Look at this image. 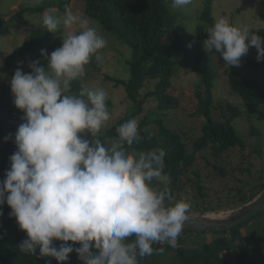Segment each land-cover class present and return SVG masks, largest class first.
Here are the masks:
<instances>
[{"label": "clouds", "instance_id": "9594fccd", "mask_svg": "<svg viewBox=\"0 0 264 264\" xmlns=\"http://www.w3.org/2000/svg\"><path fill=\"white\" fill-rule=\"evenodd\" d=\"M191 3L172 0V7ZM41 22L47 32L56 33L61 25L80 30L69 31L50 55L41 49L46 67L30 61L31 72L25 73L20 62L9 81L24 122L14 134L17 150L0 181V206L7 204L10 217L27 234L19 252L31 256L39 250L40 257L50 258L48 264L51 259L64 264L74 251L82 264H139L153 254V244L174 247L191 205L175 200L167 187L153 186L163 177L165 151L128 150L139 139L136 119L120 125L118 137L104 144L96 134L110 119L106 91L71 93V82L85 76L86 65L107 40L67 7L63 16L45 13ZM252 30L221 15L208 29L203 48L218 52L225 68L240 66L253 46L257 61H264V38ZM54 241L62 243L57 247Z\"/></svg>", "mask_w": 264, "mask_h": 264}, {"label": "trees", "instance_id": "16d2710c", "mask_svg": "<svg viewBox=\"0 0 264 264\" xmlns=\"http://www.w3.org/2000/svg\"><path fill=\"white\" fill-rule=\"evenodd\" d=\"M82 1L84 18L98 22L106 37H113L131 50L130 59L126 62L128 78L125 80L103 75L102 79V83L111 82L115 89H123L128 107L122 116L108 125L105 123L96 134L97 138L106 145L111 144L118 137L116 129L130 119H136L139 139L128 150L146 152L162 148L165 151L163 177L154 179L153 186L160 189L167 187L175 200L184 199L189 202V212L236 208L259 194L264 189V174L242 182L236 173H248L249 167H234L231 160L223 166L222 162L235 150L243 153L246 149L244 137L233 126L235 120L241 114L248 118L258 115V119H264V87L253 79L230 72L227 82L237 104L214 102L215 74L203 48L208 29L215 22L213 0L203 1L201 9L194 12V32L187 30L186 33L181 27L176 29L178 13L171 10V0ZM70 2L45 0L37 6L21 8L6 22L0 19V24L15 22L26 13L43 14L58 8L63 9L64 13ZM181 11L180 20L183 22L187 16ZM252 31L264 38V29ZM60 32L61 29L58 28L56 33ZM181 32L187 37H183ZM52 34L40 24L28 33V38L21 46L5 57L0 53V99L19 125L24 122V113L14 106L7 80L11 77L14 65L20 61L18 59L31 56L28 63L39 61L38 66H47L41 49ZM55 49L56 45L50 46L46 50L47 54L50 55ZM182 54L185 56L180 58ZM28 63L25 73L31 72ZM241 63L252 65L256 69L264 67V61L254 62L249 58L241 59ZM180 66L190 68L198 77L193 90L196 113L200 115L202 122L190 134L183 125L176 124L174 128H170L161 119L165 115L175 114L180 107L178 97L172 93V80ZM88 69L92 74L100 73L101 64L97 60V53L86 65V71ZM82 89L85 86L81 77L71 82V93L78 94ZM145 89L147 91L143 93ZM110 102L106 100L108 107L112 106ZM147 103H155L148 113L157 114L156 119L147 116L144 109ZM188 112V117H191L193 112ZM85 134V138L91 141V134ZM5 137L0 129V181L5 179V172L10 168L9 157L17 150L15 143L11 139L5 141ZM200 153H203L201 157L205 163L204 170L193 169ZM211 193L222 195L213 200L209 198ZM10 211L6 203L0 206V264H48L50 258L40 257L39 250L36 255L31 256L19 252L18 245L27 238V234L19 229L15 218L10 217ZM60 243L62 242L54 241L57 247ZM153 248V254L140 259L139 264H264V210L230 230L182 231L174 247L167 243H157L153 244ZM50 264L60 262L51 259ZM64 264L82 262L74 251Z\"/></svg>", "mask_w": 264, "mask_h": 264}, {"label": "rangeland", "instance_id": "374dc122", "mask_svg": "<svg viewBox=\"0 0 264 264\" xmlns=\"http://www.w3.org/2000/svg\"><path fill=\"white\" fill-rule=\"evenodd\" d=\"M45 0H0V19L5 22L11 15L16 14L21 8H26L28 6H37ZM60 1V0H58ZM69 8L78 17L84 18L82 9H84L82 0H70ZM172 1V0H171ZM204 0H192V3L180 8L184 11L187 16L183 22L180 20L182 11L179 9H174L171 4V10L174 13H178V19L176 23V29L182 28L183 31L194 32L196 22L194 21V12L201 9ZM213 17L216 20L221 15L229 18L230 22L235 25H248L252 29H264V0H213ZM59 9V8H58ZM52 9L45 13L52 14L54 16H63V9ZM29 14L26 13L21 19L17 21L9 22V24H0V53L2 57L10 53L17 47L21 46L24 41L28 38V33L35 27L42 24L41 17L45 14ZM191 18V19H190ZM182 19V18H181ZM89 25L95 28L98 35L104 37L107 40L106 46L97 52V60L101 64L100 73L92 74L91 70H87L83 79L85 89L97 91L103 89L107 93V99L110 100L111 107L107 106L110 113V119L107 121V125L116 120L118 117L122 116L126 111L128 104L125 101V92L122 88H114L111 82L102 83L103 75H108L115 78L127 79L128 75L126 62L130 59L131 50L120 44L113 37H106L105 31L101 28L98 22L89 19ZM14 22V23H13ZM181 22V26H180ZM181 27V28H180ZM60 33H53L44 42L43 49L48 50L50 46L56 45V49L62 46V39L64 36L71 32H78L79 26L73 25L71 29H64L61 25ZM9 32V34H7ZM183 37H187L183 34ZM104 35V36H103ZM181 35V36H182ZM263 38V37H262ZM208 53L204 50L205 57L208 60V64L215 74V80L213 84V97L215 103L224 104L230 102L237 104L236 97L230 92L229 84L227 82V75L230 72L239 73L249 79L257 81V83L264 87V67L260 69L254 68L252 65L240 64V66H229L224 67V61L218 52ZM185 54L180 55L184 57ZM257 50L254 47H250L248 53L241 59L249 58L254 62H258L256 59ZM31 56L18 59L11 74L12 78L14 71L17 69L20 62H24L22 65V71L25 72L28 60ZM176 75L172 80V93L176 95L179 99V109L172 115H165L163 122L167 124L170 128H174L176 124L183 125L186 131L191 133L192 130L198 129L202 122V118L198 113H196V99L194 96L193 86L198 81V77L190 70L188 67L180 66L176 70ZM9 80L7 84L9 85ZM147 89L143 91L145 93ZM150 103V101H149ZM145 104V110L148 113L151 108L155 106V103L149 105ZM192 111L193 115L188 117L189 112ZM157 115V114H156ZM156 115L148 113V117L151 119H156ZM234 128L236 127L239 134H241L246 142V149L243 153L235 150L231 153L230 157H225L226 161L222 162V165H227L226 163L231 160L232 166L238 168L249 167L248 173L239 174L236 173L239 180L242 182H247L251 179L257 178L260 174H264V119H258V115L251 116L250 118L241 114L239 118L233 123ZM253 133H250L252 132ZM249 134V135H248ZM87 136V134H85ZM202 154L197 156L196 163L193 169H203L205 168L204 159H202ZM230 158V159H229ZM238 184V183H237ZM233 186H236L233 184ZM230 188V186H228ZM227 188V187H226ZM225 194V193H224ZM222 194H212L209 196L210 199H217L218 196ZM214 202V201H213ZM217 202V201H215ZM222 209L220 211H225ZM219 211V210H214Z\"/></svg>", "mask_w": 264, "mask_h": 264}, {"label": "water", "instance_id": "95a60500", "mask_svg": "<svg viewBox=\"0 0 264 264\" xmlns=\"http://www.w3.org/2000/svg\"><path fill=\"white\" fill-rule=\"evenodd\" d=\"M19 124L8 112L0 99V129L5 136L14 134ZM264 210V189L247 203L225 211L189 212V219L185 222L182 231H212L224 232L253 218Z\"/></svg>", "mask_w": 264, "mask_h": 264}, {"label": "built area", "instance_id": "2783aa9c", "mask_svg": "<svg viewBox=\"0 0 264 264\" xmlns=\"http://www.w3.org/2000/svg\"><path fill=\"white\" fill-rule=\"evenodd\" d=\"M14 115V114H13Z\"/></svg>", "mask_w": 264, "mask_h": 264}]
</instances>
